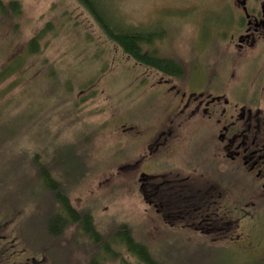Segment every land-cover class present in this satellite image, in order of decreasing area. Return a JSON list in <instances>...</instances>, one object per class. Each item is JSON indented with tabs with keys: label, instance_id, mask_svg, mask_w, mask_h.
Returning <instances> with one entry per match:
<instances>
[{
	"label": "rangeland",
	"instance_id": "rangeland-1",
	"mask_svg": "<svg viewBox=\"0 0 264 264\" xmlns=\"http://www.w3.org/2000/svg\"><path fill=\"white\" fill-rule=\"evenodd\" d=\"M224 1L92 0L89 4L110 28L148 37L144 53L164 59L177 56L200 70L231 61L217 43L209 45L213 25L229 21ZM9 2L18 3L19 13L10 22L0 20V70L13 55L24 54L27 42L41 33L39 53L0 83V139L8 141L0 143V205L26 206L15 218L20 233L36 244L34 226H44L50 214L38 202L44 195L36 172H31L34 177L22 176V168L37 156L42 167L53 164L56 171L50 169L51 178L64 186L74 209L90 214L98 233L108 236L115 226L125 224L133 241L144 246L157 264H264V211L255 213L263 201H236L245 213L253 212L251 219L260 226L256 230L208 227L203 222L196 226L192 210L196 201L169 191L163 195L161 189L154 197L153 186L139 179L140 173L154 167L149 166V153L158 135L160 142H166L156 153L167 155L179 167L184 159L200 158L218 134L217 126L197 121L198 115L190 118V109H182L181 83L171 88L164 83L165 74L128 56L78 0H0L1 5ZM220 76L223 81L224 73ZM211 78L207 76L212 84H222ZM261 101L264 109V95ZM15 130L14 143L20 142L27 153L23 162L9 146ZM202 166H208L204 159ZM205 179L202 185L199 181L188 185V192L211 186L210 191L222 190L221 175L214 183ZM245 187L250 184L237 182L232 192L239 199ZM213 202L210 199V212L215 213ZM203 217L212 221L205 212ZM82 231L68 233V246L56 247L69 253V264H103L104 248L96 256L80 249L87 242L75 235ZM124 237L119 236L122 242ZM113 240L109 239L111 245ZM118 242L119 246L112 245V264H140L125 242Z\"/></svg>",
	"mask_w": 264,
	"mask_h": 264
},
{
	"label": "flooded vegetation",
	"instance_id": "flooded-vegetation-1",
	"mask_svg": "<svg viewBox=\"0 0 264 264\" xmlns=\"http://www.w3.org/2000/svg\"><path fill=\"white\" fill-rule=\"evenodd\" d=\"M224 2L228 5L229 21L221 27L213 25L209 34V45L217 43L224 56L225 53L230 56L231 61L227 59L226 66L192 69L177 56L165 59L168 61L167 65L174 66V69H168V73L147 65L165 74L169 82L166 80L164 83L171 88L175 87L176 82L181 83L184 92L181 93L183 100L180 101V106L184 110L190 109V118L198 115L200 118L197 121H205L210 127L217 126L218 134L214 136V143H209L210 146L200 158L184 159L178 167L167 159V155L156 153L166 142L158 140L160 134L154 140L153 149L149 153V166L154 167L148 172L140 173L139 179L148 181L147 184L153 186L150 191L154 197L159 196L162 190L163 195L169 191L174 195L188 196L192 202L196 201L192 208L197 215L195 219H198L196 226L203 222L208 227L234 226L241 231H250L260 226L251 219L253 212L245 213L246 209L240 208L242 205L236 201L260 199L263 204L255 213L264 211V109L260 106L264 95V0ZM193 11L191 8L189 14ZM204 50L205 48L202 52ZM223 67L227 69L223 70ZM220 73L225 75L223 81ZM207 76L212 77L214 81L220 80L222 84H212ZM186 118L188 119L187 116ZM208 131L213 136L214 132ZM203 159L208 163L206 169L202 166ZM218 175H221L223 181L221 191L218 187L210 191L211 187L213 188L211 186L206 191L198 188L188 192V185L197 181L202 185L205 178L206 182L212 179L213 182L208 183H214ZM237 182L250 184V187H245V192L239 199L232 192V187ZM140 187L143 188V184ZM210 199L214 201L215 213L210 212ZM221 200L225 204L220 205ZM68 204L74 209L69 200ZM53 205L57 212L60 205ZM25 210V205H0V264H69V253L61 252L55 245L61 238L59 235H51L52 239L48 237L51 243L43 245L38 242L32 244L20 233V222L15 218ZM202 211L205 216L212 218V221L204 220ZM225 217L230 219L225 222ZM251 222L255 225H251ZM62 237L65 243L66 237Z\"/></svg>",
	"mask_w": 264,
	"mask_h": 264
},
{
	"label": "trees",
	"instance_id": "trees-1",
	"mask_svg": "<svg viewBox=\"0 0 264 264\" xmlns=\"http://www.w3.org/2000/svg\"><path fill=\"white\" fill-rule=\"evenodd\" d=\"M82 3L85 4V7L91 15L95 18V20L100 25L101 29L104 31L106 36L115 42L121 49L131 58H133L136 61H139L142 64L149 65L152 67H155L157 69H160L163 72L168 73L169 70L167 69L168 61L162 58H158L154 56L152 53H144L142 51L143 44L148 43V37H144L145 35L140 32H124L121 30H115L113 28H110L108 25L104 24V22L99 19L98 14L95 12L94 8L90 6L88 1L90 0H80ZM19 13L18 9V3L16 2H9L6 5L0 4V20H7L11 21V19ZM41 38V33L36 34L34 37H32L27 44L23 47L24 54H15L12 56L10 61L4 65V67L0 70V83L5 81L8 77H11L14 75L17 70L23 68L29 61V58L39 53L38 49V43ZM21 114V113H20ZM19 115V114H17ZM14 133L10 136V145L11 148L14 149V153L17 156H22V162L24 161L26 157V150L21 145L20 142L14 143L13 139L14 136L17 135ZM0 143H8V141L5 138L0 139ZM20 143V144H19ZM14 145V146H13ZM8 148V147H7ZM43 162V161H41ZM52 163V162H51ZM44 164V162H43ZM53 164H44V167H42L39 164L37 156H33L29 162V164L26 166V168H22V176H33L31 174L32 171L36 172L35 177L41 180V184L43 186V195L44 198L39 199L38 202H41L40 204H43L42 206L49 205V207L46 206V209L48 212H50L49 216L46 219V222L41 226H39V223L35 224V231H34V238L38 239L39 244H47L51 243L50 237L52 239L51 235H59L60 240L59 242H55V245L62 243L65 246H68V243H63V237L71 232H74L75 234L78 233V228H82L83 231L81 233V236L75 235L76 239H85V244H80V249L87 254L88 256H96L100 254V250L104 248L106 255L104 257L103 264H112L115 263L110 255L113 253L112 245H118L119 242H122L119 238L120 235H125L124 237V243L125 247L127 248V251L129 253H132V255L136 256V259L138 258V261H140V264H157V262H154L147 249L133 241L129 234L128 227L125 224H118L115 226V229L109 231L110 235L107 236V232L105 233H98L94 225L92 223V217L88 212L85 211H79L76 209H72L70 205L68 204V197L65 194V188L60 183H58L55 179L51 178V168L56 171L55 167L53 168ZM34 177V176H33ZM49 198H52L48 200ZM50 202V203H49ZM59 204L60 208L56 212L55 206L53 204ZM53 205V206H52ZM47 213H44L43 218H45ZM82 226V227H81ZM42 229V230H41ZM40 230L43 231V234L40 235ZM73 230V231H71ZM70 231V232H68ZM42 236L41 238L39 237ZM49 235V236H47ZM48 238V239H47ZM113 238L114 242L112 245L110 244L109 239ZM116 238V239H115ZM58 239V238H57ZM46 240V241H44ZM66 240V239H65ZM117 241V242H116ZM104 245V246H103ZM51 245L49 248L51 249ZM65 251L68 248H63ZM116 250V249H115ZM118 257V255H117ZM137 261V262H138Z\"/></svg>",
	"mask_w": 264,
	"mask_h": 264
}]
</instances>
